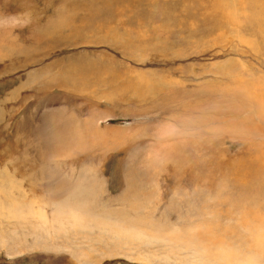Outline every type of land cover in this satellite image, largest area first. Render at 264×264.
Returning a JSON list of instances; mask_svg holds the SVG:
<instances>
[{
  "label": "rangeland",
  "instance_id": "obj_1",
  "mask_svg": "<svg viewBox=\"0 0 264 264\" xmlns=\"http://www.w3.org/2000/svg\"><path fill=\"white\" fill-rule=\"evenodd\" d=\"M178 1L0 0V178L23 192L6 200L0 181V264H264V196L252 187L237 219L224 193L240 186L212 189L264 151L240 82L264 83V0ZM225 105L252 116V136L228 132L229 117L205 121ZM54 204L98 220L107 207L116 228L73 226Z\"/></svg>",
  "mask_w": 264,
  "mask_h": 264
},
{
  "label": "bare ground",
  "instance_id": "obj_2",
  "mask_svg": "<svg viewBox=\"0 0 264 264\" xmlns=\"http://www.w3.org/2000/svg\"><path fill=\"white\" fill-rule=\"evenodd\" d=\"M177 1V5L175 6V8H177V6H178V4H179V1L178 0H176ZM219 1V0H218ZM158 3V2H157ZM182 3V2H181ZM216 3V2H215ZM160 4V3H159ZM208 4V3H207ZM161 5V4H160ZM162 5H164V4H162ZM180 5V4H179ZM157 6V5H156ZM165 6H166V4H165ZM155 7V6H154ZM153 7V8H154ZM183 7V6H182ZM160 8V7H159ZM193 8V7H192ZM196 7H194V9H195ZM158 9V8H157ZM172 9H173V7H172ZM167 10V9H166ZM188 10V9H187ZM152 11H153V9H152ZM152 11H150V12H152ZM176 10H174V12H175ZM191 11V10H190ZM156 12H158V10H156ZM168 12V11H167ZM194 12V11H193ZM193 12L191 11V13L193 14ZM205 12V11H204ZM162 13V12H161ZM164 13V12H163ZM188 13L190 14V12H189V10H188ZM187 13V14H188ZM152 14V13H151ZM164 15V14H163ZM167 15V14H166ZM169 16V15H168ZM147 17H148V15H147ZM162 17V16H161ZM165 16H163V18H164ZM189 17H191V16H189ZM206 17V16H205ZM166 18V17H165ZM193 18H194V16H193ZM155 19V18H154ZM169 19H172L171 17L169 18ZM182 19V18H181ZM150 20V19H149ZM165 20V19H164ZM154 21V20H153ZM166 21V20H165ZM177 21V20H176ZM166 23V22H165ZM164 26V25H163ZM165 27V26H164ZM238 70V69H237ZM74 78H76V77H74ZM74 78H73V76H72V79H71V81L73 82V83H76L77 84V82H76V80H74ZM235 78H239V77H237V76H235ZM234 78V79H235ZM243 78V77H242ZM77 79V78H76ZM240 79V78H239ZM231 81V80H230ZM238 81H240V80H238ZM241 83H243V84H245L244 85V89H246V87L245 86H250V91L248 90V92H251V90H253L254 92H253V96H254V98L256 99V101L254 102V104H250V106L252 105V106H254L255 107V114H254V117L255 118H257L261 123H263L264 124V94H261L260 93V91H262V90H264V87H261V86H263L264 85V83H261L262 81H260V80H258V81H252V82H250V81H247L245 78H244V80L243 79H241V81H240ZM235 83V82H234ZM260 83H261V85H260ZM160 84V83H159ZM238 84V83H237ZM163 85H161V87H162ZM235 86H239V85H235ZM259 86V89L260 90H257L256 89V87H258ZM129 87V86H128ZM131 88H133V89H135L134 87H131ZM156 89V87H155V85H149V94H147L146 93V96H150V94H151V96L154 94V90ZM238 89H239V87H238ZM241 89H242V87H241ZM165 90V89H164ZM257 90V91H256ZM144 92V91H143ZM142 92V94H138V95H136L135 97H136V99L139 101V102H143L144 100H145V98H146V96H144V93ZM237 94H238V92H236ZM173 94V93H172ZM244 94V93H243ZM246 95V94H245ZM239 96H242V95H239ZM249 96V95H248ZM243 97V96H242ZM249 97H251V96H249ZM152 98V97H151ZM150 98V99H151ZM149 99V98H148ZM149 99V100H150ZM238 99V98H237ZM250 100V99H249ZM253 101H254V99H253ZM219 102V101H218ZM238 104V103H237ZM152 105V104H151ZM223 105V104H222ZM229 106H230V104H228ZM226 106L225 105V107H222V108H218V109H214L213 110V112L212 113H210V115H208V117L205 119V121L206 120H208L209 118H211L212 116L213 117H221V118H227V117H229V119H232V120H234V121H238V124L237 123H235V124H231V125H229V127H228V132H232L234 135L235 134H242V133H244V134H246V135H248L247 133H249V135L250 136H252L253 134H254V132H255V130H256V128H255V123H253V120L251 121L250 119L252 118V116H249V115H246L245 116V113L243 112V109H242V107H238V108H236L235 107V105H233V108L234 109H230L229 110V106ZM155 106V105H154ZM232 106V105H231ZM230 106V107H231ZM240 106V105H239ZM156 107V106H155ZM151 108V107H150ZM155 109V108H154ZM252 111V110H251ZM182 112H183V110H182ZM243 113L244 114V116L242 117V114L241 113ZM252 114V113H251ZM204 115V114H203ZM202 115V116H203ZM201 116V117H202ZM207 116V115H206ZM211 116V117H210ZM231 117V118H230ZM212 119V118H211ZM256 119V120H257ZM202 120V119H201ZM197 121H198V114H196L194 117H193V121L192 122H190L189 124H192L194 127H196V125H195V123H197ZM228 122H229V120H227ZM225 122V121H224ZM232 122V121H231ZM215 123V122H214ZM230 123V122H229ZM212 124V123H211ZM198 127V126H197ZM112 128V127H111ZM192 130V129H191ZM196 130V129H195ZM190 131V130H189ZM260 132V134L261 135H263L264 136V127L262 128V132L261 131H259ZM194 133V132H193ZM184 134V133H183ZM232 134V135H233ZM191 135H194V134H192L191 133ZM202 137V136H201ZM261 137V136H260ZM193 138V137H192ZM172 140V139H171ZM70 142H69V145L70 146H73V149H71V150H69L66 154H69L72 150H75L76 148H77V146L74 144V139L72 138V139H70L69 140ZM172 142H175L174 140H172ZM187 143V141L185 142V139H184V142H182L181 143V145H182V148L183 147H186V144ZM196 143V142H195ZM209 143V142H208ZM214 143H216V142H214ZM172 144V143H171ZM170 144V145H171ZM174 144V143H173ZM211 144V143H210ZM181 145H180V147H181ZM189 145V144H188ZM86 146H87V142H85V145H84V147L86 148ZM167 146V145H166ZM195 146V145H194ZM196 146H199V145H196ZM167 147H169V146H167ZM174 147H175V145H174ZM177 147V146H176ZM179 147V146H178ZM193 147V146H192ZM165 148V147H164ZM190 147L188 146V148H186L187 150L189 149ZM179 149V148H178ZM198 149V148H197ZM167 150V149H166ZM170 150V149H169ZM174 150V149H173ZM177 151V150H176ZM180 151V150H179ZM200 151V150H199ZM198 151V152H199ZM182 152H184V151H182ZM185 153V152H184ZM200 153V152H199ZM170 155V154H169ZM168 154H167V152H166V159L168 158V156H169ZM185 155V154H184ZM194 156H196V155H194ZM176 157H178V156H176ZM172 158H173V156H172ZM171 158V159H172ZM180 158V164H182V163H184V162H186V159H185V157L183 156H181V157H179ZM188 158V157H187ZM173 159H175V158H173ZM177 159V158H176ZM189 159H190V157H189ZM201 159V158H200ZM191 160V159H190ZM193 160V159H192ZM166 161V160H165ZM170 161V160H169ZM178 161V160H177ZM171 162V161H170ZM189 162H191V161H189ZM189 162H187V163H189ZM177 163V162H176ZM192 163V162H191ZM191 163H189V164H191ZM160 165V164H159ZM181 165H179V167H180ZM171 167V166H170ZM175 168H176V166H175ZM183 168H184V165H183ZM188 169V168H187ZM176 170V169H175ZM186 170V169H185ZM84 171L85 170H82V171H80V173H79V177H86L85 175H87V174H85L84 173ZM181 171V170H180ZM193 171V170H192ZM87 172V171H86ZM226 175H224V177H223V179L221 180V181H219L218 183H216V184H214V185H212V189L214 190V191H217L218 193H220V194H222L221 192L223 191V189H225L224 187H226L227 186V181L229 182V184H230V186L231 185H234V184H237V185H239L240 187L242 186L243 188H245V190L243 191L242 190V188H240V187H238V186H234V188L232 189V190H230V191H227L228 193H224L226 196H224L225 197V199L227 200V196H229V197H234L235 198V201L233 200V201H231V200H227V201H230L231 202V205H230V207L231 206H233V203L235 204V205H237L236 206V217H237V219H242L243 217H245V210H246V206H247V204H245V202L247 201V200H253L255 197H256V191H257V193L259 194V195H263L264 196V151H261V150H255V151H252V152H250V151H248V156H245V157H243L242 159H239V160H237V161H233L232 163H230L227 167H226ZM173 173V172H172ZM82 174V175H81ZM85 174V175H84ZM138 174H140L141 175V178H142V176H144V173H139L138 172ZM177 174V173H176ZM181 174V173H180ZM84 175V176H83ZM179 175V174H178ZM176 176V175H175ZM5 177V178H4ZM4 178V179H3ZM144 178H146V174H145V177ZM144 178H142L141 179V183H142V180H144ZM1 180L0 181H2V185H3V189H2V192H3V196H4V199H18L19 198V196H21V195H23V192L22 191H20V190H17V197H16V194H15V191H16V181H14L15 180V178H13L11 175H10V173H8L7 171H2V174H1V178H0ZM26 179L27 180H29L30 181V179H31V177H26ZM35 179H36V177H35ZM31 181H33V180H31ZM43 181V180H42ZM44 181H45V179H44ZM133 182H135L134 180H133ZM29 184V183H28ZM32 184H34V183H32ZM32 184L30 185L29 184V192L31 193L30 194V198H35V199H38L37 197V194H33L34 193V189L33 190H31L32 188H31V186H32ZM59 184V183H58ZM143 184V183H142ZM228 184V185H229ZM34 185H36V184H34ZM46 185V184H45ZM180 185V184H179ZM87 186L86 185H76V186H73V187H71L70 189H72L71 191H70V193L72 192V194H75V195H78V196H80L81 198H82V196H81V193H82V190L83 189H85ZM252 187H254V191H252ZM194 189V188H193ZM59 191V190H58ZM136 191V190H135ZM62 193V192H61ZM61 193H60V195H61ZM139 193V192H138ZM183 193V192H182ZM59 194V193H58ZM71 194V195H72ZM84 194V193H83ZM217 194V193H216ZM47 195V194H46ZM68 196H69V194H68ZM73 196V195H72ZM40 197H42V196H40ZM72 198V197H71ZM84 198V197H83ZM122 199L123 201H126V199L127 200H132L131 198H130V196H120V197H118L117 199ZM214 198H216L215 196H214ZM41 199V198H40ZM76 199V198H75ZM153 199V198H152ZM213 199V198H212ZM217 199V198H216ZM24 200V199H23ZM182 200V199H181ZM19 201V200H18ZM18 201H14L13 202V204H15V206H17V203L16 202H18ZM30 201V200H29ZM202 201V200H201ZM219 201V200H218ZM57 202V201H56ZM59 202V201H58ZM189 202V201H188ZM210 202V201H209ZM214 202H216V201H214ZM31 203H33V201L31 202ZM81 205L84 203V202H79ZM98 203V202H97ZM126 203H127V201H126ZM204 203V202H203ZM226 203V202H225ZM251 203H252V201H251ZM260 203V202H259ZM263 203V202H262ZM59 204V203H58ZM60 204H62V203H60ZM133 204V203H132ZM135 204V203H134ZM55 205V204H54ZM213 205V204H212ZM216 205V204H215ZM14 205H12V206H9V207H7V209L10 211V210H16V208L17 207H13ZM62 206H64L63 204H62ZM66 206V205H65ZM68 207H62V208H60L59 206H57V205H55L54 207V210L56 211V212H65L64 210H67V214H70V217L72 216V225L73 226H81V224H82V221L84 220V218H87V219H89L90 218V220H91V218H92V222H94L93 223V225L94 226H97V228H98V226H109V227H111V228H116V225H117V223L115 224H111L110 225V222L109 221H111L112 219H110V216L112 215L111 214V211L110 210H108L107 209V207H103V208H100L101 209V211H102V213L100 214V217L102 216V217H105V219L104 218H100L99 220H98V217H99V215H98V213L97 212H93V211H87V213H90V214H92V215H94V216H90V215H86V214H80V212L82 211V209L81 208H79V207H77V206H74V208H73V205L71 204V206L72 207H70V205H67ZM134 206V205H133ZM136 207H137V205H135ZM256 206H257V204H256ZM3 207V206H2ZM142 207V206H141ZM195 207V206H194ZM207 207H208V204H207ZM216 207V206H215ZM95 208V207H94ZM131 209H133L132 207H130ZM199 208V207H198ZM217 208H218V206H217ZM249 208V207H248ZM0 209H1V205H0ZM99 209V208H98ZM135 209V208H134ZM200 209V208H199ZM202 209H204V208H202ZM211 209V208H210ZM81 210V211H80ZM136 211H138V208H136L135 209ZM251 210V209H250ZM261 210V209H260ZM32 211V210H31ZM35 211V210H34ZM42 211V210H41ZM40 210H39V212L37 213V215H38V218H42L43 216H41V215H43V211L41 212ZM72 211V212H71ZM109 211V212H108ZM131 211H133V210H131ZM191 211V210H190ZM197 211H198V209H197ZM252 211V210H251ZM262 211V210H261ZM246 212H247V210H246ZM256 212V211H255ZM259 211H257V213H258ZM12 213H13V211H12ZM107 213H109L108 215H107ZM200 213V212H199ZM234 214V213H233ZM24 215V214H23ZM22 215V216H23ZM27 215V214H26ZM26 215H24V216H26ZM60 215V214H59ZM64 215V214H63ZM114 215H115V213H114ZM230 215V212H226L225 213V216H229ZM253 215H256V214H253ZM56 216H58V215H56ZM62 216V215H61ZM113 216V215H112ZM20 217V216H19ZM106 217H108L109 219H107ZM33 218V217H32ZM247 218V217H246ZM13 219V218H12ZM98 223H99V225H98ZM88 227V226H87ZM126 227V226H125ZM91 228V227H90ZM122 228V227H121ZM125 231V230H124ZM97 238H98V236H97ZM1 240V239H0ZM83 259V258H82Z\"/></svg>",
  "mask_w": 264,
  "mask_h": 264
}]
</instances>
